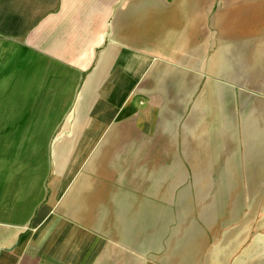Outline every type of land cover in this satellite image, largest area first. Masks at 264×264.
Returning <instances> with one entry per match:
<instances>
[{
    "label": "crops",
    "instance_id": "0c3cea01",
    "mask_svg": "<svg viewBox=\"0 0 264 264\" xmlns=\"http://www.w3.org/2000/svg\"><path fill=\"white\" fill-rule=\"evenodd\" d=\"M0 264H264V0H0Z\"/></svg>",
    "mask_w": 264,
    "mask_h": 264
},
{
    "label": "rangeland",
    "instance_id": "374dc122",
    "mask_svg": "<svg viewBox=\"0 0 264 264\" xmlns=\"http://www.w3.org/2000/svg\"><path fill=\"white\" fill-rule=\"evenodd\" d=\"M239 93H241V92H239ZM228 98L230 97V95L228 94V96H227ZM239 98H240V96H239ZM214 109L213 107H211V108H208V110L210 111V113H214L212 110ZM240 113H242V114H245V112H240Z\"/></svg>",
    "mask_w": 264,
    "mask_h": 264
}]
</instances>
